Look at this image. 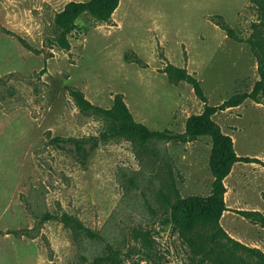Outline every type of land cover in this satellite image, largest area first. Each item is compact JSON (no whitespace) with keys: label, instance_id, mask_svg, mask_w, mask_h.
Returning a JSON list of instances; mask_svg holds the SVG:
<instances>
[{"label":"rangeland","instance_id":"1","mask_svg":"<svg viewBox=\"0 0 264 264\" xmlns=\"http://www.w3.org/2000/svg\"><path fill=\"white\" fill-rule=\"evenodd\" d=\"M71 1L87 0H0V264H89L106 243L122 264H194L168 222V202L209 194L208 137L110 138L86 156L53 140L104 130L68 88L102 108L120 94L135 121L175 134L203 104L187 83L168 82L166 65L199 80L212 106L249 92L264 52V0H119L108 22L79 17L64 50L54 44L53 20ZM213 120L237 156L264 162V102L247 99ZM224 185L220 225L264 253V228L234 212L264 214V168L235 163ZM64 214L98 237L62 223Z\"/></svg>","mask_w":264,"mask_h":264},{"label":"trees","instance_id":"2","mask_svg":"<svg viewBox=\"0 0 264 264\" xmlns=\"http://www.w3.org/2000/svg\"><path fill=\"white\" fill-rule=\"evenodd\" d=\"M118 4L119 0H87L67 3L54 16V44L67 50L70 47V36L80 28L76 23L79 17L85 15L98 23H105L110 20ZM215 17L217 25L224 30L226 35L237 40L229 25L224 23L220 16ZM163 72L170 84L187 83L195 97L203 104L200 113L187 117L182 133L175 134L167 129L150 130L144 124L135 121L120 94L114 95L110 107L102 108L91 104L80 90L68 88L78 110L85 115H95L102 119L104 130L99 137L55 138L53 141L71 144L77 153L86 156L98 146L100 140L110 138H125L145 144L151 140L185 143L190 139L208 137L211 143L208 157V168L212 177L210 192L206 196L180 197L177 195L174 197L168 202V222L173 225V229L190 248L194 264H264L262 251L231 238L220 225L222 214L228 210L224 202L226 192L224 179L233 165L238 162L250 163L264 168V162L255 157L237 156L230 136L224 133L213 120L217 112L235 108L247 99L254 103L264 102V52L260 56L257 69L259 78L252 89L249 92L235 93L216 106L207 104L201 83L193 75L187 74L185 69L168 64L163 68ZM262 195L264 196V190ZM234 212L248 222L264 228V214L261 212L256 210H234ZM46 218L54 217L46 215ZM59 220L64 224L84 229L91 238L98 237L92 231L85 229L74 217L64 214ZM104 251V255L95 257L89 264H122L119 251L113 246L106 243Z\"/></svg>","mask_w":264,"mask_h":264},{"label":"crops","instance_id":"3","mask_svg":"<svg viewBox=\"0 0 264 264\" xmlns=\"http://www.w3.org/2000/svg\"><path fill=\"white\" fill-rule=\"evenodd\" d=\"M225 180V179H224ZM226 188V187H225ZM226 193V192H225Z\"/></svg>","mask_w":264,"mask_h":264}]
</instances>
